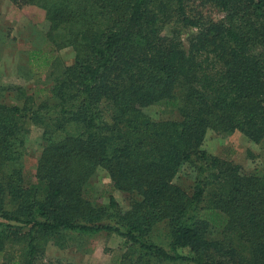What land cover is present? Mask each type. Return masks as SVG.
I'll use <instances>...</instances> for the list:
<instances>
[{"label": "trees", "instance_id": "trees-1", "mask_svg": "<svg viewBox=\"0 0 264 264\" xmlns=\"http://www.w3.org/2000/svg\"><path fill=\"white\" fill-rule=\"evenodd\" d=\"M194 1L12 0L45 8L76 55L42 101L0 100V253L21 244L16 264H38L70 232L106 230L124 238L120 264H264V167L203 148L209 130L264 141V0ZM158 103L178 117L154 120ZM30 123L43 129L33 177ZM186 166L189 192L175 181ZM99 167L128 208L90 194Z\"/></svg>", "mask_w": 264, "mask_h": 264}, {"label": "rangeland", "instance_id": "rangeland-1", "mask_svg": "<svg viewBox=\"0 0 264 264\" xmlns=\"http://www.w3.org/2000/svg\"><path fill=\"white\" fill-rule=\"evenodd\" d=\"M194 3L197 4L198 0ZM205 12L215 18L222 15L211 7H207ZM172 27L175 26L168 25L165 32L170 33ZM51 32V21L45 8L37 4L17 5L12 0H0V100L22 105L28 96H33L36 102H40L48 97L63 69L74 63L76 52L73 46H57L67 30L54 31V36L50 35ZM191 33L189 29L181 32L186 45ZM102 108L105 114L109 113V105L103 104ZM145 111L154 120L178 117L177 110L165 103L154 104ZM28 128L22 163L26 176L33 177L42 149L43 129L34 123H30ZM203 148L211 155L232 160L244 172L264 167V141L255 143L240 131L219 133L209 130ZM195 178L193 168L186 166L175 181L189 192ZM90 194L102 204L108 203L113 196L120 206H129L130 196L117 189L107 170L100 167L91 178ZM158 233L164 238L168 233L166 225L160 226ZM67 237L64 246L50 242L38 264H120L127 251L124 238L111 231L103 230L93 235L70 232ZM22 247L21 244H10L6 251L0 253V264H16Z\"/></svg>", "mask_w": 264, "mask_h": 264}]
</instances>
